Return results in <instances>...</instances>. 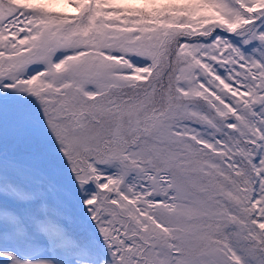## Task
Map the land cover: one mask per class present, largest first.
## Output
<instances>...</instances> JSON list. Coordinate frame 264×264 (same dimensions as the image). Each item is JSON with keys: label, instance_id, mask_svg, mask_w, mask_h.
I'll list each match as a JSON object with an SVG mask.
<instances>
[{"label": "snow or ice", "instance_id": "6c2138e0", "mask_svg": "<svg viewBox=\"0 0 264 264\" xmlns=\"http://www.w3.org/2000/svg\"><path fill=\"white\" fill-rule=\"evenodd\" d=\"M0 264H264V0H0Z\"/></svg>", "mask_w": 264, "mask_h": 264}, {"label": "rangeland", "instance_id": "374dc122", "mask_svg": "<svg viewBox=\"0 0 264 264\" xmlns=\"http://www.w3.org/2000/svg\"><path fill=\"white\" fill-rule=\"evenodd\" d=\"M51 7L56 11H65L68 13L75 11L70 6H68L67 4H53V5H51Z\"/></svg>", "mask_w": 264, "mask_h": 264}, {"label": "trees", "instance_id": "16d2710c", "mask_svg": "<svg viewBox=\"0 0 264 264\" xmlns=\"http://www.w3.org/2000/svg\"><path fill=\"white\" fill-rule=\"evenodd\" d=\"M71 13H74V12H71Z\"/></svg>", "mask_w": 264, "mask_h": 264}]
</instances>
